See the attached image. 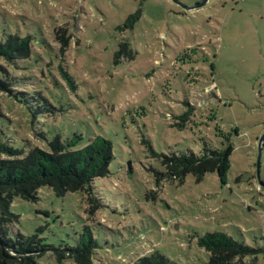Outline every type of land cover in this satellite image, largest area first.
I'll list each match as a JSON object with an SVG mask.
<instances>
[{
  "label": "rangeland",
  "instance_id": "374dc122",
  "mask_svg": "<svg viewBox=\"0 0 264 264\" xmlns=\"http://www.w3.org/2000/svg\"><path fill=\"white\" fill-rule=\"evenodd\" d=\"M10 34L33 40L31 57L8 67L13 93L0 92L4 139L25 156L56 137L73 150L103 137L114 154L110 175L92 185L103 205L94 216L84 192L44 187L37 201L12 203L14 237L76 247L89 228L94 264L154 252L208 264L199 240L214 233L264 249V0H208L193 11L173 0H0V40ZM230 144L224 183L217 173L170 181L150 149L201 155ZM38 263L60 264L52 254Z\"/></svg>",
  "mask_w": 264,
  "mask_h": 264
},
{
  "label": "trees",
  "instance_id": "16d2710c",
  "mask_svg": "<svg viewBox=\"0 0 264 264\" xmlns=\"http://www.w3.org/2000/svg\"><path fill=\"white\" fill-rule=\"evenodd\" d=\"M59 34L57 30L58 40ZM32 40L31 36L18 34H10L0 40V92L13 93L8 67L31 57ZM64 51V48L61 49V52ZM124 53L125 46L121 45L115 61ZM185 117L186 114L182 120ZM49 144L48 151L35 147L23 156V151L12 147L0 132V264H39L38 259L45 254H52L60 264L66 259H72L77 264H94L96 242L89 228L85 229L86 235H82L76 247L44 244L38 233L28 237L12 235V227L19 220L11 211L12 203L16 198L37 201L39 191L44 187L50 188L59 197L84 192L91 216L103 206L94 195L92 185L96 179L110 175V165L114 159L112 143L103 137H96L84 148L73 150L74 141L64 143L60 137H56ZM150 149L162 161L165 168L163 176L179 183H183L188 175L201 182L209 173H217L224 183L233 153L231 144L222 151L205 148L201 155L193 152L160 155ZM199 245L209 254L208 264H248L245 262L247 258L256 261L259 255L264 256V249L251 248L224 233L206 234L200 238ZM133 264L176 263L154 252Z\"/></svg>",
  "mask_w": 264,
  "mask_h": 264
},
{
  "label": "water",
  "instance_id": "95a60500",
  "mask_svg": "<svg viewBox=\"0 0 264 264\" xmlns=\"http://www.w3.org/2000/svg\"><path fill=\"white\" fill-rule=\"evenodd\" d=\"M175 3H177L178 5H180L183 10L185 11H193V10H197L199 8L204 7L207 3L208 0H206L204 3L202 4H198L195 6H186L181 4L180 2H178L177 0H173ZM263 145H264V133L263 135L260 137L259 141H258V157H257V163H256V178L257 181L259 183V185L261 186L262 189H264V183L262 182V179L260 177V162H261V156H262V149H263Z\"/></svg>",
  "mask_w": 264,
  "mask_h": 264
}]
</instances>
